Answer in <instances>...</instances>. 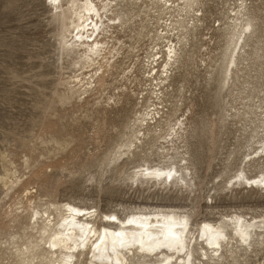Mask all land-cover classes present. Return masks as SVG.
<instances>
[{
  "label": "rangeland",
  "instance_id": "374dc122",
  "mask_svg": "<svg viewBox=\"0 0 264 264\" xmlns=\"http://www.w3.org/2000/svg\"><path fill=\"white\" fill-rule=\"evenodd\" d=\"M94 1L106 25L117 14L124 25L106 46L107 60L89 66L63 50L75 32L70 21L53 16L50 1L0 0V264H17V248L37 240L35 211L49 208L56 217L52 206L67 202L123 218L138 206L185 207L193 209L194 229L211 206L216 218L264 213V187L223 190L264 138V0H247L259 31L241 65L235 96H219L215 70L228 41L219 25L239 0H200L203 23L170 78L163 112L177 123L176 131L183 124L175 144L188 152L194 192L138 185L128 179L132 167L106 168L140 109L139 70L151 53L144 26L154 0ZM109 2L120 5L114 15L104 10ZM106 29L92 41L103 31L100 40L112 34ZM233 106L237 125L223 121L222 108L231 114ZM261 172L264 159L245 169L248 177ZM258 262L264 264L263 255L240 264ZM80 264H87L85 257Z\"/></svg>",
  "mask_w": 264,
  "mask_h": 264
},
{
  "label": "bare ground",
  "instance_id": "6f19581e",
  "mask_svg": "<svg viewBox=\"0 0 264 264\" xmlns=\"http://www.w3.org/2000/svg\"><path fill=\"white\" fill-rule=\"evenodd\" d=\"M47 1L53 16L70 21L73 26L72 41L63 44L66 54L76 55L89 66L107 60L106 46L124 25L120 14L109 18L110 24L106 25L94 0ZM239 1L237 6L229 8L224 24L218 29L228 38L223 58L215 70L219 96L224 92L235 96L241 65L247 61L248 51L253 48L251 43L259 31V19L247 0ZM152 3L153 13L147 16L144 26L151 53L147 62L140 65L139 96L142 97L135 104L140 109L134 121L126 126L124 141L115 148L105 166L113 170L132 167L128 179L138 185L152 183L151 187L159 185L194 192L197 184L186 157L188 152L175 144L183 124L176 131L177 123L173 125L164 116L163 104L171 86L170 78L176 74L183 54L188 53L187 47L203 23L201 4L200 0L182 3L154 0ZM119 6L112 2L103 5L112 15L114 7ZM106 28L112 34L100 40ZM102 29L103 34L92 41L90 37ZM222 110L223 121H237L236 107H231V114L224 107ZM253 136L251 133L250 138ZM156 142L161 144L156 146ZM258 145L245 157L238 175L225 181L224 191L234 193L237 186L246 185L264 187V173L254 177L245 173L249 165L264 159V138ZM52 207L56 217L49 208L35 211L32 230L37 240L17 248V264H80L84 257L87 264H240L253 256L264 258V213L248 218L235 211L227 215L219 213L216 218L215 207L211 206L208 218L194 229L193 209L174 205L138 206L124 218L116 212L101 216L95 206L71 202ZM41 244L44 246L40 247Z\"/></svg>",
  "mask_w": 264,
  "mask_h": 264
}]
</instances>
